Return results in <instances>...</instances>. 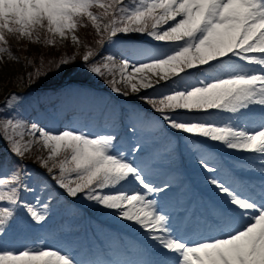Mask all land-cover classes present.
<instances>
[{"label":"snow or ice","instance_id":"1","mask_svg":"<svg viewBox=\"0 0 264 264\" xmlns=\"http://www.w3.org/2000/svg\"><path fill=\"white\" fill-rule=\"evenodd\" d=\"M89 27L94 43L78 34ZM133 35L148 42L124 39ZM12 40H70L76 54L84 48L86 72L147 109L123 127L109 115L100 129L72 121L54 130L30 118L19 93L4 97L0 141L10 157L0 159V264H264V0H0V64L21 61ZM76 54L49 67L75 70ZM24 59L33 71L22 78L34 82L41 69ZM73 107H90L87 96L61 110ZM174 133L196 141L188 151L208 174L207 216L174 201L173 180L158 176L175 159ZM210 144L246 155L226 170ZM77 200L143 239L83 260L41 240L18 241L22 226H43L56 205Z\"/></svg>","mask_w":264,"mask_h":264},{"label":"rangeland","instance_id":"2","mask_svg":"<svg viewBox=\"0 0 264 264\" xmlns=\"http://www.w3.org/2000/svg\"><path fill=\"white\" fill-rule=\"evenodd\" d=\"M78 34L81 36L82 39H85L87 42H92L94 43L95 40V34L94 31L89 27V28H81L78 29ZM137 43H141V42H137ZM145 43V42H144ZM11 49L12 52L16 55H19L22 59L20 62H6V63H2L0 64V100L2 97H5L8 93L10 92H16L19 93L23 98H24V110L29 114L30 118L32 119H36L39 121V123H41L42 125L46 126V127H53L55 128V130H58L57 127V122H45L43 121V116L42 113H39L38 111L36 113L32 112L29 106V103L27 101L28 98V92L30 91L29 87H38V86H42V85H47V84H52V83H58L59 87L57 89H60L62 92L64 91V86H67V90L65 91L66 93H71V92H79V89L77 87H74L72 85V81H83V82H90L94 85H99L103 90L102 92H94L93 94H89V93H85V96H94L91 99V102H95V103H100V105L102 104H117V103H121L116 101L117 103L111 102V100L109 99V95L115 96L116 99H118L119 101H121L122 99H133L135 101L136 107L141 106L142 108L147 109V105L143 104L139 99H137L135 96H129L128 98H124L121 96H118L116 94H114L110 88L106 85V83L91 75L90 73L86 72L82 67H81V57L83 55L84 52V48L81 47L78 50V54L77 53V49L76 47L70 42V40L68 41H63L61 43H59L57 46H49V45H45L43 43L41 44H31V43H27L24 41L21 42H17L15 40L11 41ZM18 49H26V51H17ZM76 54V61L75 64L72 65V68L75 70H66V71H61V72H57L55 71V68L52 67L50 68V64L52 63V61L58 60L62 55L65 56H71ZM25 57L27 58H31L33 59V61L39 65L40 69H41V76L36 79L34 82L28 81L23 79L22 77L28 73V72H32L33 68L32 67H25V64L27 63V61L24 59ZM46 70V74H43ZM81 85V84H80ZM82 86V85H81ZM99 91V90H98ZM41 92V90H40ZM58 94L59 91H57V93L51 97L48 98L49 100H44L45 98L42 97L43 99V104H45L46 107H44V109H46V111H50L49 109V103L51 102H55L54 104L57 105H63L64 102L66 100L64 99H58ZM82 94V93H81ZM80 94V95H81ZM2 102V101H0ZM36 105V103H35ZM111 107H114V105H111ZM95 108V107H94ZM112 108H110L111 110ZM58 113V108H55L52 110V113ZM50 113V112H48ZM54 117L55 116L54 114ZM59 117H60V112H59ZM75 117V116H74ZM63 125L61 124L60 127H62ZM178 138H180L179 141H183L184 138V143H188V147L185 146L184 144L180 143L178 141ZM169 140L172 142L173 146H177L176 149L178 148V152L175 153L176 155L181 154V150L180 148H183V153L188 154L189 156V164L192 165L191 167L199 172H191V174H196V175H202V171L199 169V167L197 166V164L195 163V160L192 157V154L189 153L188 148L190 146V143H195V140H191L190 138H186L184 137L182 134L179 133H174L169 137ZM0 144H2L0 147V155L3 153V151H8V147L7 145L3 142L0 141ZM218 147H222L220 145L217 144H212ZM226 150V149H224ZM227 152H234V151H229L227 150ZM8 153V152H7ZM10 157V156H9ZM25 163L28 164H32V159L29 158L25 161ZM167 164V163H166ZM180 164L177 163L175 168L178 167V165ZM174 165H172V169L170 170L173 171L174 170ZM26 198H28L29 200H31L32 198H30L31 196L28 195H24ZM76 205H83L85 207H87L89 210L92 211H96L92 208H90V206L85 205L83 201H75L74 202ZM58 210L59 208H55L53 210L52 216L50 218V222L52 221L53 217H58ZM98 212V211H97ZM66 214V211H62L61 213H59V216ZM57 215V216H56ZM104 218H108L112 221L115 222H120L122 225L126 226L127 228H129L131 231L133 232H141L140 230L136 229V228H132L131 226H129L127 224V222H122L119 220H115L113 219L110 215L105 216ZM59 223L55 224V225H51L52 228H56L59 227V225L65 224L66 226H73L76 225L75 221V217L72 216L70 214V212L66 215L65 218H60L59 219Z\"/></svg>","mask_w":264,"mask_h":264},{"label":"bare ground","instance_id":"3","mask_svg":"<svg viewBox=\"0 0 264 264\" xmlns=\"http://www.w3.org/2000/svg\"><path fill=\"white\" fill-rule=\"evenodd\" d=\"M71 93H73V92H71ZM71 93H65V95H70Z\"/></svg>","mask_w":264,"mask_h":264}]
</instances>
